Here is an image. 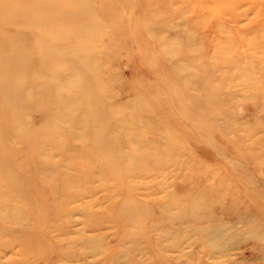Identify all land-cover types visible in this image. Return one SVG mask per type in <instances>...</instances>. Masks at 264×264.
Returning <instances> with one entry per match:
<instances>
[{
  "label": "rangeland",
  "instance_id": "1",
  "mask_svg": "<svg viewBox=\"0 0 264 264\" xmlns=\"http://www.w3.org/2000/svg\"><path fill=\"white\" fill-rule=\"evenodd\" d=\"M10 55L0 264H264V0H0Z\"/></svg>",
  "mask_w": 264,
  "mask_h": 264
},
{
  "label": "bare ground",
  "instance_id": "2",
  "mask_svg": "<svg viewBox=\"0 0 264 264\" xmlns=\"http://www.w3.org/2000/svg\"><path fill=\"white\" fill-rule=\"evenodd\" d=\"M40 37V36H39ZM34 41H36L35 39H34ZM6 45L8 46V41H6ZM51 50V49H50ZM17 57H15V56H13V55H10V56H0V71H2L3 72V70L5 71V76H4V80L5 81H0V92L2 93V94H9V96H10V104L11 105H13V102H15V95L13 94V92L14 91H16V92H19V91H21L22 90V88H20L19 86H18V84H20L19 83V80H16L15 81V72H16V68H17V66H16V61L17 60H15ZM1 60H3V61H1ZM39 61V60H38ZM38 61H36V62H38ZM55 61H52L51 63L53 64ZM46 63H47V61H46V58H42V57H40V64H44V65H46ZM67 66L70 68V69H73L74 68V66L72 65V64H70L69 62H67ZM80 66H82V68L83 67H86V66H90V64L89 63H81L80 64ZM5 67V68H4ZM20 86H22V85H20ZM17 88H20V90L19 89H17ZM71 99V98H70ZM70 99H67L66 101H68V100H70ZM28 111H30V108L28 107L27 109H26V112H28ZM14 138V136L12 137V138H8V135L6 134V133H3L2 131H0V162L1 163H3L4 162V160L6 159H10V158H7L8 156L4 153V151H5V143L7 142V140H14L13 139ZM16 138H17V136H16ZM102 148V147H101ZM9 153V152H8ZM13 153V152H12ZM11 154V153H10ZM9 154V155H10ZM11 158H14V156L13 157H11ZM3 161V162H2ZM32 161V160H31ZM103 161V160H102ZM14 162V159H13V161H12V163ZM35 162V161H34ZM0 163V164H1ZM11 163V162H10ZM11 163V164H12ZM37 163V162H36ZM35 163V164H36ZM42 163V162H41ZM41 163L39 164L40 166H41ZM7 164V163H6ZM6 164H3L4 166H2V164H1V167H0V195H2V193L3 192H10V193H12L13 192V190H14V193H17L18 192V190H21L22 188H21V186L18 184V182L16 181V180H13V179H11L12 180V182H10V184L8 183L9 182V177H8V175H10V174H8V169H7V167H6ZM14 164V163H13ZM34 164V163H33ZM34 164V165H35ZM47 165L46 166H48V163H46ZM112 164V163H111ZM10 165V164H9ZM15 165V164H14ZM26 166V165H25ZM43 166V165H42ZM41 166V167H42ZM108 167V166H107ZM15 168V167H14ZM28 168V167H27ZM48 168V167H47ZM53 168H54V166H53ZM142 168V167H141ZM19 169V168H18ZM43 169H44V167H43ZM48 169H50L51 170V168H48ZM108 169H109V167H108ZM115 169V168H114ZM17 170V169H16ZM24 170V169H23ZM23 170H22V172H23ZM145 170H146V168H145ZM11 171V170H10ZM20 171L21 170H18V172H19V174H20ZM49 171V170H48ZM47 171V172H48ZM55 171V170H54ZM110 171H111V169H110ZM140 171H142V169L140 170ZM108 172H109V170H108ZM16 173V172H15ZM110 173V172H109ZM114 173H116V171L114 172ZM114 173H111V176H112V174H114ZM26 174V173H25ZM48 174H49V172H48ZM110 175V174H109ZM114 175H116V174H114ZM141 175V174H140ZM26 176H28V175H26ZM52 177V176H51ZM54 177V176H53ZM67 177V176H66ZM28 178V177H27ZM46 179V178H45ZM23 180H25V178L23 179ZM37 181V180H36ZM23 182H25V181H23ZM11 183H13V184H11ZM29 183V182H28ZM36 183V182H35ZM47 183V182H46ZM66 184V183H65ZM24 185H25V183H24ZM28 187H30V183H29V186ZM27 187V188H28ZM55 187V186H54ZM68 187V186H67ZM71 187V186H70ZM121 187V186H120ZM123 187V186H122ZM49 188V187H48ZM55 189V188H54ZM64 189V188H63ZM121 189V188H120ZM123 190H124V188H122ZM126 189V188H125ZM10 190H12V191H10ZM17 192H16V191ZM68 192H71V189H66ZM70 190V191H69ZM22 191V190H21ZM27 191V190H26ZM53 192V191H52ZM20 192H18V194H19ZM57 193V192H56ZM30 194V193H29ZM39 194V196H40V193H38ZM5 195V194H4ZM3 195V196H4ZM20 195H21V193H20ZM28 194H26V196H27ZM37 195V194H36ZM10 196V195H9ZM22 196V195H21ZM38 196V197H39ZM60 196H62V195H60ZM37 196H36V198H38ZM3 198V197H2ZM2 198H1V196H0V219L1 220H3V222H5V224H9V223H11L12 221H13V219H14V224H16V226L18 225V227H19V225L20 226H22L23 227V229H24V226L25 227H27L26 226V224H23V225H21L20 224V219H22V213H21V210H18V208H17V211L15 210L16 209V205H14V208L15 209H13V212H9L8 214L6 213V212H4V210H6V209H8V201L10 200L9 198L7 199V197H6V199H4L3 198V200H5V202L2 200ZM61 198V197H60ZM14 199V198H13ZM1 200L3 201V205H2V203H1ZM58 200V199H57ZM8 203H7V202ZM14 201V200H13ZM13 201H12V203H13ZM26 201V200H25ZM72 201H73V199H72ZM53 202V201H52ZM56 202V201H55ZM61 202V201H60ZM75 202V201H74ZM29 204V203H28ZM44 204V203H43ZM58 204V203H57ZM71 204V203H70ZM55 205V204H54ZM64 205V204H63ZM48 206V205H47ZM55 206H57V205H55ZM61 206V205H60ZM68 206V205H67ZM41 207V206H40ZM2 208V209H1ZM29 208V207H28ZM67 208V207H66ZM48 209V208H47ZM52 209V208H51ZM42 210V209H41ZM45 210V209H44ZM63 210V209H62ZM61 210V211H62ZM15 211V212H14ZM31 211V210H30ZM68 211V210H67ZM29 212V211H28ZM64 212V211H63ZM66 212V211H65ZM31 213V212H30ZM54 213H55V211H54ZM40 214V213H39ZM45 214H48V213H45ZM42 215V214H41ZM124 215V214H123ZM39 216V215H38ZM47 216V215H46ZM50 216V215H49ZM134 216V215H133ZM24 217H25V215H24ZM28 217H29V220L31 219L30 217H32V218H35L36 219V216L35 215H33V214H30V215H28ZM40 217V221L42 220V219H44V217L43 218H41V216H39ZM39 217H37V221H38V218ZM120 217V216H119ZM131 217V216H130ZM135 217V216H134ZM140 217H142L141 215H140ZM26 219H27V217H26ZM64 219H66V218H64ZM68 219V218H67ZM45 220V219H44ZM57 220H58V217H57ZM61 220V219H60ZM70 220V219H69ZM31 221V220H30ZM29 221V222H30ZM39 221V222H40ZM47 221V220H46ZM2 221H1V223H3ZM27 222V221H26ZM28 222V223H29ZM32 222V221H31ZM30 222V225H32V223ZM42 222V221H41ZM55 222V221H54ZM95 222V221H94ZM124 222V221H123ZM71 223V222H70ZM92 223V222H91ZM4 224V223H3ZM39 224V223H38ZM75 224V223H74ZM84 224V223H83ZM29 225V226H30ZM36 225H37V223H36ZM43 225H44V223H43ZM13 226V225H12ZM29 226L27 227V228H29ZM39 226H40V224H39ZM71 226V225H70ZM4 227L6 228V226H4V225H2V226H0V238H1V235L3 234V232H5L4 230ZM14 227H15V225H14ZM32 227H33V225H32ZM32 227H30L31 229H32ZM60 227H61V225H60ZM64 227V229H65V226H62V228ZM85 227V226H84ZM11 228V227H10ZM27 228H26V230H27ZM36 228V227H35ZM56 228V227H55ZM54 228V229H55ZM61 228V229H62ZM6 229H9L8 228V225H7V228ZM21 229V228H20ZM58 229V228H57ZM10 230V229H9ZM13 230V229H12ZM19 230V229H18ZM14 231V230H13ZM57 231V230H56ZM55 231V232H56ZM64 231V230H63ZM15 232V231H14ZM17 232V231H16ZM23 233V232H22ZM25 233V232H24ZM30 233V232H29ZM34 233V232H33ZM15 234V233H14ZM11 236V235H10ZM17 236H18V234H17ZM24 236H25V234H24ZM34 236V237H33ZM32 237L33 238H30L31 240H27V241H22V242H20V245H19V247H21V249H26V248H29L30 246H33V245H35L34 244V242L36 241H38L39 239H36L35 238V236H37V235H33ZM13 237V236H12ZM15 237H16V235H15ZM14 237V238H15ZM21 238H22V235H21ZM28 238V237H27ZM37 238H38V236H37ZM20 239V238H19ZM8 241V240H7ZM11 241H13V240H11ZM16 241V240H15ZM41 241H42V238H41ZM19 242V241H18ZM5 243V242H4ZM16 243V242H15ZM38 243V242H37ZM13 244H14V242H13ZM12 245V244H11ZM2 246V245H1ZM36 247H37V245H36ZM50 248H51V246H50ZM2 248H0V250H1ZM6 249H7V247H6ZM2 250H4V249H2ZM27 250V249H26ZM50 252H52L51 251V249H50ZM22 253V252H21ZM27 254L28 253H26V256H27ZM65 254V253H64ZM69 254V253H68ZM20 255V254H19ZM22 255V254H21ZM30 255H32V254H30ZM35 255V254H34ZM43 255V254H42ZM25 256V257H26ZM63 256V255H62ZM74 256V255H73ZM21 257L22 256H20V259H21ZM25 257H23V258H25ZM34 257V256H33ZM59 257H61V256H59ZM71 257H72V254H71ZM44 258H45V256H44ZM49 258V257H48ZM25 259H27V258H25ZM24 259V260H25ZM31 259V258H30ZM74 259H75V257H74ZM22 261H23V259H21ZM46 260H47V258H46ZM62 260V259H61ZM19 261V260H18ZM27 261H29V260H27ZM73 261V260H72ZM24 262V261H23ZM19 263H20V261H19ZM213 263V262H212ZM4 264V263H3ZM21 264V263H20ZM29 264V263H28ZM34 264V263H33ZM36 264V263H35ZM214 264V263H213Z\"/></svg>",
  "mask_w": 264,
  "mask_h": 264
}]
</instances>
